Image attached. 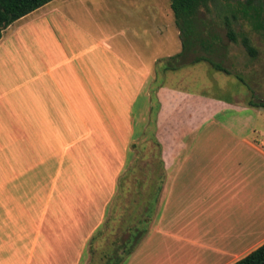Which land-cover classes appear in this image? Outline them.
Listing matches in <instances>:
<instances>
[{"label":"crops","instance_id":"crops-1","mask_svg":"<svg viewBox=\"0 0 264 264\" xmlns=\"http://www.w3.org/2000/svg\"><path fill=\"white\" fill-rule=\"evenodd\" d=\"M53 1L0 36V264H232L261 246L264 114L154 85L127 46L170 36L123 45Z\"/></svg>","mask_w":264,"mask_h":264},{"label":"rangeland","instance_id":"rangeland-1","mask_svg":"<svg viewBox=\"0 0 264 264\" xmlns=\"http://www.w3.org/2000/svg\"><path fill=\"white\" fill-rule=\"evenodd\" d=\"M257 1L252 0L250 4L248 0L220 1L200 9L196 20L198 38L208 42L210 48L204 49L199 42L190 47L189 41L188 45L184 46L181 62L175 56L180 47L179 43L182 46V40L178 41L173 37L179 34L169 8V0H55L52 6L74 19H80L91 33L122 36L120 43L123 45L126 42L128 44L131 38L129 36H170L169 42L156 39L153 46L146 50V40H133L127 46V59L136 61L139 69L143 66L140 59L145 65L147 63L154 85L164 84L186 92L207 95L232 105L246 106L250 101H264V11L258 12ZM229 30L235 36V41L229 38ZM119 33L121 35H118ZM244 37L256 50L255 56H251L243 46ZM162 44L165 45L160 47ZM136 50L143 52L144 56L136 58ZM126 51L123 52L125 55L128 53ZM198 57L211 59L230 74L215 71L204 61L193 62ZM140 98L139 113L141 104L142 107L144 105V100L142 102ZM150 100H153V104L148 113L150 118H154L158 104L155 98ZM250 112L264 114V111L255 109H250ZM153 123V120L149 121L152 127ZM8 124L9 128L14 127V122L10 119ZM153 152L156 153V150ZM12 171L21 173L15 164ZM34 173L31 171L30 174ZM14 187L16 190L19 188L17 185ZM30 187L24 192H29L27 190ZM22 193V189L14 192L15 195Z\"/></svg>","mask_w":264,"mask_h":264},{"label":"trees","instance_id":"trees-1","mask_svg":"<svg viewBox=\"0 0 264 264\" xmlns=\"http://www.w3.org/2000/svg\"><path fill=\"white\" fill-rule=\"evenodd\" d=\"M51 1L53 0H0V36L2 31L9 25L43 7ZM220 1L227 2L229 0H169L170 8L174 17V23L178 29L179 38L182 40V51L175 56L180 60V62L184 46L186 47L188 45L187 42L189 41L191 45L190 47H193L196 42H199L204 49L207 50L210 48V44L208 42L200 41L198 38L199 31L196 23L197 15L200 9L207 8L210 4ZM250 3H252V0H248V4ZM257 3L259 8L258 12H263L264 0H258ZM244 12H247L246 9ZM228 34L229 38L232 41H235V36H233L231 30H229ZM242 42L247 52L251 56H255L256 50L249 44L248 39L244 37ZM199 61L209 63L215 71L228 75L230 74L221 65L212 62L211 59L207 57H198L193 60V62ZM239 80L241 81L240 78ZM247 106L251 109L264 111V101H250ZM232 264H264V243Z\"/></svg>","mask_w":264,"mask_h":264}]
</instances>
